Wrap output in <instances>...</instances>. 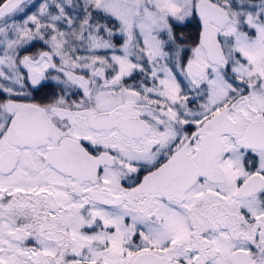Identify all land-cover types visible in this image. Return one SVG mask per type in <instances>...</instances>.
<instances>
[{"label":"snow or ice","instance_id":"6c2138e0","mask_svg":"<svg viewBox=\"0 0 264 264\" xmlns=\"http://www.w3.org/2000/svg\"><path fill=\"white\" fill-rule=\"evenodd\" d=\"M0 264H264V0H0Z\"/></svg>","mask_w":264,"mask_h":264}]
</instances>
